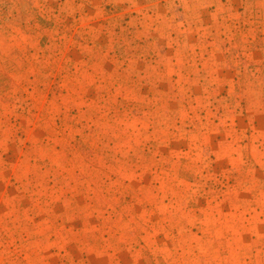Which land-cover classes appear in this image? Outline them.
I'll return each instance as SVG.
<instances>
[{
  "label": "rangeland",
  "instance_id": "rangeland-1",
  "mask_svg": "<svg viewBox=\"0 0 264 264\" xmlns=\"http://www.w3.org/2000/svg\"><path fill=\"white\" fill-rule=\"evenodd\" d=\"M0 264H264V0H0Z\"/></svg>",
  "mask_w": 264,
  "mask_h": 264
}]
</instances>
